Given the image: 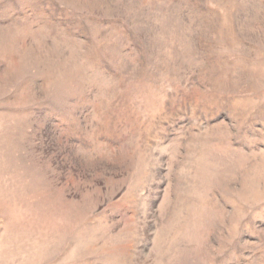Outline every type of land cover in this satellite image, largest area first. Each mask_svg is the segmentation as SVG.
Here are the masks:
<instances>
[{"label":"rangeland","instance_id":"374dc122","mask_svg":"<svg viewBox=\"0 0 264 264\" xmlns=\"http://www.w3.org/2000/svg\"><path fill=\"white\" fill-rule=\"evenodd\" d=\"M0 264H264V0H0Z\"/></svg>","mask_w":264,"mask_h":264}]
</instances>
